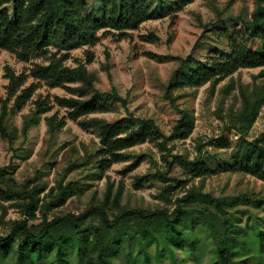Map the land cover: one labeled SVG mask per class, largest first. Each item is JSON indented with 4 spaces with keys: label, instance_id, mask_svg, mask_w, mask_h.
Here are the masks:
<instances>
[{
    "label": "trees",
    "instance_id": "16d2710c",
    "mask_svg": "<svg viewBox=\"0 0 264 264\" xmlns=\"http://www.w3.org/2000/svg\"><path fill=\"white\" fill-rule=\"evenodd\" d=\"M165 1L99 0L94 15L88 0H0V48L15 53L20 60L29 61L36 53L49 52L52 46L58 50H71L85 44L96 45L101 29H115L121 36H126L157 9H162ZM167 1L175 10H180L193 0ZM255 3L251 15L242 18V28L219 24L238 21L240 16L219 17L205 24L207 29L218 25L215 31L226 42L227 51L210 48L203 59L188 55L174 71L166 92L168 98H174V89L200 87L211 81L216 84L241 68L263 67L260 76L264 77V0H255ZM142 37L146 40L157 38L153 33ZM68 58L70 54L58 57L54 53L48 63L37 62L21 73L5 66L9 83L7 97L0 108V134L3 137L10 141L16 137L9 118L14 110H21L33 99L39 84L27 85L32 76L52 87L64 86L73 93L71 96L58 95L55 100L66 107L69 117L78 120L84 129L98 130L100 145L95 153V165L100 174L131 157L134 160L125 170L137 168L146 154H132L130 149L148 141L158 145L169 168L178 164L194 177L203 179L210 174L200 156L190 159L173 154V159L169 160V141L186 139L195 129L192 113L181 109V116L170 135L151 117L133 113L119 118L90 116L100 111L109 98L123 105L127 104V99L116 88L105 92L95 90L84 97L87 90L96 87L98 76L85 62L75 66L66 64ZM89 61H92L91 57ZM77 82L80 84L72 85ZM240 95L241 105L231 118V126L238 137L232 141L222 133L207 143L231 149L232 163L228 170L249 173L264 180V131L253 139L248 138L264 106V83L255 80L252 86L243 88ZM11 100L12 108L9 106ZM34 103L32 113L25 115V134L39 122L42 113L53 108L44 98H38ZM47 121L54 132L65 125V120H58L55 114L47 116ZM200 145L202 143H199L201 152ZM160 178L166 180L165 172H161ZM151 179L149 175L138 176L137 186H143ZM176 181V185L163 186L165 195L181 185L180 180ZM0 184V199L17 201L26 215L10 221L9 232L0 233V264H73L74 249L79 264H122L119 260L121 251L133 264H159L164 259L169 264H191L192 261L196 264H264V223L258 215L252 224L232 215L230 209L240 210L237 209L238 199L206 191L204 180L199 185L192 184L178 198L172 211L124 205L121 203L123 186L114 193L110 184L101 202L89 205L80 213L56 214L53 218L46 211L67 203L75 194L71 183L64 184L63 179L60 180L51 188L50 198L47 196L42 200L46 186L36 183L31 187L30 183H20L9 165L0 168ZM38 211H42L41 216ZM246 211L251 215L249 208ZM196 221L204 225L203 231L196 228ZM203 234L210 238V243L202 238Z\"/></svg>",
    "mask_w": 264,
    "mask_h": 264
},
{
    "label": "rangeland",
    "instance_id": "374dc122",
    "mask_svg": "<svg viewBox=\"0 0 264 264\" xmlns=\"http://www.w3.org/2000/svg\"><path fill=\"white\" fill-rule=\"evenodd\" d=\"M98 1L88 0L94 15ZM163 6L138 28L129 30L126 36H121L115 29H101L96 45L85 44L71 50H58L52 46L49 52L36 53L29 61L20 60L15 53L0 48V108L7 97L9 83L5 76V66H11L17 73L26 72L37 62L48 63L49 57L55 53L58 57L70 54L66 64L75 66L78 62H85L97 74L96 87L87 90L84 97H88L95 90L105 92L116 88L127 99V104L123 105L122 102L109 98L100 111L90 116L119 118L133 113L139 117H151L167 135H170L180 118L181 109H186L195 116L196 126L188 138L169 141V160L173 159V154H182L190 159L200 156L201 162L210 170V174L204 179L194 177L178 164L169 168L158 145L149 141L130 149L132 154H146V158L137 168L125 170L134 160L131 157L128 161L115 163L105 173L100 174L95 165V153L100 145L98 130L84 129L78 120L69 117L68 109L55 100L58 95L71 96L73 93L64 86L52 87L44 81L29 77L27 85L37 82L39 87L24 108L14 110L10 115L9 124L11 129L16 130V137L10 141L0 134V168L10 165L13 176L20 183H30L31 187L36 183L45 185L46 189L41 194L42 200L47 196L50 198L48 194L51 188L60 180L63 179L64 184L71 183L75 194L66 204L46 211L50 218L56 214L80 213L89 205L101 202L110 184L114 193L123 186L121 203L124 205L145 209L168 208L172 211L177 206L178 198L192 184L199 185L204 180L206 191L216 196L227 195L238 199L237 209L240 210L230 209L232 215L236 214L234 216H239L247 224H252L255 215H258L259 220L264 223V180L249 173L228 170L232 163L231 149L207 143L210 138L222 133L232 141L238 137L231 126L232 114L241 105L240 92L243 88L252 86L255 80L264 83V77L260 76L263 67L241 68L216 84L211 81L200 87L174 89L172 99L166 93L174 71L188 55L203 59L210 48L227 51L226 42L215 31L218 25L207 29L205 24L212 23L219 17L240 16L238 21L228 20L219 24L242 28V18L251 15L256 6L255 0H193L180 10H175L166 0ZM151 33L157 38L146 40L142 37ZM90 57L92 61H89ZM78 84L80 83L72 85ZM38 98L46 99L53 108L42 113L39 122L33 124L25 134V115L32 113L34 102ZM12 104L11 100L10 108ZM54 114L58 120H65V125L56 132L51 131L47 121V116ZM263 131L264 106L248 138L253 139ZM199 143H202L201 152ZM161 172H165L166 180L160 178ZM144 175H149L152 179L147 180L143 186H137V177ZM176 180H180L181 185L178 184L171 194L165 195L163 186L176 185ZM247 208L251 210V215L246 211ZM38 213L39 216L42 215V211ZM110 214L113 216L111 211ZM25 217L17 201L0 199L1 234L10 231V221ZM195 224L198 230H204L203 224L198 221ZM202 238L211 242L204 234ZM151 247L153 250L155 243ZM72 260L73 264H79L76 249L73 250ZM119 260L122 264H133L122 251ZM161 264L169 263L164 259ZM191 264L196 263L192 261Z\"/></svg>",
    "mask_w": 264,
    "mask_h": 264
}]
</instances>
